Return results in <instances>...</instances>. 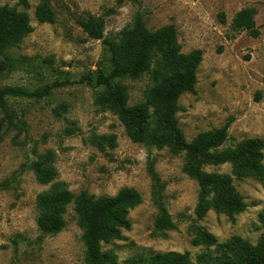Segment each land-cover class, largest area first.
Returning <instances> with one entry per match:
<instances>
[{
    "label": "rangeland",
    "instance_id": "rangeland-1",
    "mask_svg": "<svg viewBox=\"0 0 264 264\" xmlns=\"http://www.w3.org/2000/svg\"><path fill=\"white\" fill-rule=\"evenodd\" d=\"M42 1L28 0L34 31L0 57V264H87V224L80 223L74 202L59 231L40 229L38 198L51 189L95 198L115 197L123 189L141 195L142 202L129 209L130 229L101 242L117 264H130L139 254L174 252L189 253L195 264L208 251L193 243L203 232L219 243L240 237L257 245L264 233V176L239 178L231 162L212 165L198 157L204 172L230 175L245 204L233 217L210 210L199 219L200 186L184 172L189 154L133 142L120 116L99 99L116 82L127 87L128 107L146 102L149 76L112 78L106 43L119 44L141 15L151 31L174 24L182 54L203 51L195 93L178 101L185 140L191 143L232 118L226 141L211 153L247 140L264 143V0H49L56 21L40 24L35 10ZM4 5L24 9L21 0H0ZM248 8L255 11L258 38L231 27ZM89 14L104 19L103 39L83 31L80 24ZM158 116L150 106L153 127ZM104 135H116V147H96L93 138ZM261 153L264 166V145ZM37 163L52 166L57 177L41 183ZM161 205L176 226L164 233L156 228Z\"/></svg>",
    "mask_w": 264,
    "mask_h": 264
},
{
    "label": "trees",
    "instance_id": "trees-1",
    "mask_svg": "<svg viewBox=\"0 0 264 264\" xmlns=\"http://www.w3.org/2000/svg\"><path fill=\"white\" fill-rule=\"evenodd\" d=\"M138 2V0H118ZM24 9L9 5L0 7V57L11 47L19 46L24 38L34 31L28 13V0H21ZM255 11L251 8L241 10L232 20L234 31H246L252 38H258L260 31L254 21ZM35 18L40 24L55 23V10L49 0H43L35 10ZM224 21V19H223ZM83 31L94 40L104 37L105 21L101 17L88 15L81 22ZM110 47L111 61L114 65L112 78L130 77L133 80L148 75L152 86L145 92V103L127 106V87L119 83L110 84L99 99L100 104L113 108L123 121L130 139L135 143H152L158 147H168L173 153L189 154L184 172L197 180L200 186L199 202L195 214L203 219L210 210L233 217L245 209V204L233 186L232 177L227 174H208L203 171L198 157H205L208 164H233V174L239 178L264 176L260 140L241 142L235 149L215 151L227 139L233 119L221 128L201 134L191 143L185 140L179 126L177 113L180 111L179 98L185 93H195L197 70L202 62L203 51L194 50L182 54L174 24L166 25L156 31L147 28L141 15L136 17L133 29L127 31L119 44L106 42ZM23 90L8 89L7 93L21 94ZM4 93H1V95ZM260 96H258V100ZM2 98H0L1 104ZM152 106L159 113L156 126L148 121V108ZM116 135L95 136L93 143L100 150L116 147ZM34 171L41 183H49L57 177L52 166L44 163L34 165ZM74 202L80 223L87 224L86 241L87 264H117L110 253L102 251L101 242L120 236L121 230H129L127 218L129 209L142 202L141 195L134 189H123L115 197H99L82 192L74 195L68 191L51 189L39 196L38 207L42 213L40 229L54 233L61 229L63 215L67 206ZM264 223V212L260 215ZM84 221V222H83ZM167 209L161 205L156 228L160 233L175 229ZM196 246H205L208 251L196 257L195 264H264V233L257 245L240 237H232L226 242L218 240L208 232L199 233L193 241ZM130 264H192L189 253H149L139 254L129 260Z\"/></svg>",
    "mask_w": 264,
    "mask_h": 264
}]
</instances>
